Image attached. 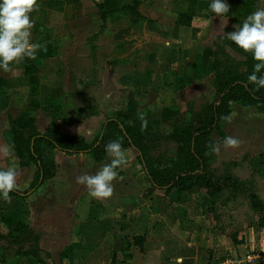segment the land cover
Returning a JSON list of instances; mask_svg holds the SVG:
<instances>
[{
	"label": "crops",
	"instance_id": "0c3cea01",
	"mask_svg": "<svg viewBox=\"0 0 264 264\" xmlns=\"http://www.w3.org/2000/svg\"><path fill=\"white\" fill-rule=\"evenodd\" d=\"M115 1L114 11L103 20L97 5L104 0H37L38 6L29 15L34 22L30 42L41 45L35 55L41 63L38 90L30 94L24 73L27 57L12 62L9 71L0 69V76L7 80L6 92H0V168L9 167L13 161L19 166L14 151L11 157L2 153L11 146L8 115L14 111L36 113L44 105L58 104L54 94L62 88L59 82L68 83L70 72L67 69L65 75L62 69L65 36L67 45L79 39L91 47L102 35L99 40L108 44L104 48L111 59L126 65L127 58L133 59L132 65L119 72L126 88L184 90L188 84L203 82L210 75L213 79L211 64L200 66L199 58L204 48L212 45L215 35L232 23L226 16L206 11L211 0H139L135 11L145 19L142 23L139 17L134 23L128 10L134 0ZM72 48L69 56L75 54ZM91 54L92 50L90 57ZM166 80H172L173 84L167 85ZM23 90H27L26 96L20 94ZM15 91L18 93L14 99L11 93ZM162 98L168 101L165 96ZM78 128L77 133L84 134ZM225 136L230 135L226 132ZM223 139L219 152H214L216 157L239 164L234 148L223 147ZM239 147H243L242 142ZM83 156L87 155L56 151L54 178L27 197L0 198V216L16 212L21 222L41 235L40 248L50 255L48 264H223L224 255L240 259L247 256L254 249L255 236L260 237L264 246V233L259 236L256 216L252 224H244L237 231L234 242L235 226L224 231L216 227L208 212L210 197L204 191L179 199L173 193L149 192L143 171L147 183H135L125 175L112 181L111 197H90L87 187L78 184L76 177L94 175L105 160L91 164L74 162ZM256 156L253 154L246 165H253ZM34 170L31 166L19 177L24 185L31 182ZM124 170L116 169L119 173ZM120 180L124 181L119 183ZM126 181L136 192L125 186ZM8 229L14 231L0 224V233ZM1 245L0 264H38L31 255L18 256L15 248L4 241H0Z\"/></svg>",
	"mask_w": 264,
	"mask_h": 264
},
{
	"label": "trees",
	"instance_id": "16d2710c",
	"mask_svg": "<svg viewBox=\"0 0 264 264\" xmlns=\"http://www.w3.org/2000/svg\"><path fill=\"white\" fill-rule=\"evenodd\" d=\"M138 4L139 0H134L133 7L128 9L134 23L135 18L139 17L135 11ZM227 4L229 13L226 17L236 26L248 14L260 8V0H229ZM115 5V0H104L103 4L97 5L103 20L110 17ZM139 21L142 23L145 19L139 17ZM227 40L224 43L216 40L211 46L205 47L199 58L200 66L208 63L212 66V100L199 109L190 107L183 112L164 107L159 124L169 127L168 135L153 127L154 120L146 119L147 127L142 129L138 102L131 96L127 109L116 117L107 118L94 137L87 133L78 134L77 126L81 120L61 115L59 105L41 107L40 111L52 117L50 127L44 132L37 129L34 112L21 111L15 117L8 115L10 143L19 160L16 187L9 197H27L45 181L54 178L57 174L56 151L67 155L83 154L95 162H102L109 156L105 152V145L118 140L122 150H130L141 166L150 185L149 192L159 190L166 195L173 193L179 199L185 194L204 191L210 197L208 212L216 227L224 231L228 226H235L232 233L234 242L237 231L244 224H222L225 214L221 210L229 204L237 205L240 199H245L250 214L257 217V227L264 228V199L256 190L255 178L250 176L242 179L229 171L228 167L218 174L212 166L216 155L211 151V145L219 142L212 135L226 122L222 117L230 115L232 105L237 103L264 113V88L257 90L256 85L248 81L255 63L251 53L244 52ZM94 49L95 46L91 45V55ZM40 64L36 59H26L24 73L29 81L30 94L38 90ZM166 84L172 85V80H166ZM6 88L7 80L0 76V92L5 93ZM225 163L230 167L237 164L234 161ZM31 166L35 168L32 180L24 185L19 177ZM0 224L13 228L14 231L8 229L0 233V241L15 248L18 256L31 255L38 264H48L46 261L50 255L40 248L41 235L21 222L16 212H4L0 216Z\"/></svg>",
	"mask_w": 264,
	"mask_h": 264
},
{
	"label": "rangeland",
	"instance_id": "374dc122",
	"mask_svg": "<svg viewBox=\"0 0 264 264\" xmlns=\"http://www.w3.org/2000/svg\"><path fill=\"white\" fill-rule=\"evenodd\" d=\"M260 8H264V0H260ZM233 26L236 25L232 24L221 34L215 35L213 41L215 42L217 40L218 43H224L225 39H227L226 34L235 31ZM135 27L140 28L139 25ZM113 28L111 27V29ZM101 37L102 35L94 40L95 49L91 57L89 56L91 47L87 44L77 39V42H71V45H67V36L64 37L66 41L64 40L63 42L64 57H61V60L63 61L64 68L62 69H64L65 75L68 74L66 72L67 69L70 72L68 74V83L59 82L62 88L54 94V97L58 101L57 105L61 108V115L70 119L81 120V123L78 125L79 128L77 126L79 133H90L93 137L97 135L103 122L107 118L116 117L119 112L127 109L130 96L138 102L139 117L143 115L149 121L154 120L153 127L167 135L170 134L169 127L165 124H159L161 111L164 107L171 105L172 108L183 112L190 107L199 109L202 105L212 100L214 94L212 75L203 82L188 84V87L184 90L181 87H177L178 89H164L162 91L126 88L127 86L124 85V82L122 83L119 79L120 76L122 77V74H119V72L121 69L132 65L133 59L127 58V65L120 64L115 59H111L108 51L104 48L108 44L106 42L105 44L101 43V40H99ZM69 46L73 47L71 50H75L73 56L67 54L70 51ZM236 58L240 59L238 56ZM115 71L118 72L115 73ZM59 75L61 76V74ZM26 91L23 90L20 94L26 96ZM17 93V91L12 92L11 96L14 95L15 99ZM164 96L166 97L165 100L168 101H163L162 97ZM20 113L14 111L10 115L15 117ZM229 116L232 117L231 122L226 121L218 130L214 131L213 137L215 140L221 142L227 132L230 136L237 138L240 143L242 142V148L239 146L237 147L238 150L234 148L239 164H234L230 167V165L225 163L230 162L225 161L227 158H222L224 160H221L217 156L212 166L218 174L222 173L228 167L229 171L235 173L242 179L253 176L256 181V190L259 196L264 199V113L257 111L253 107H245L234 103ZM34 117L35 125L39 131L44 132L48 130L52 117H48L47 113L42 111L36 112ZM125 153L127 163L119 167L125 170L124 172H118L116 179H123L126 177L125 175H129L135 183L142 184L143 181L147 183L144 175H142L141 166L134 159L132 152L126 150ZM253 154L257 155L254 164L246 165ZM244 155L246 157L242 160ZM111 159L112 157L109 155L105 159V163H109ZM91 161L93 160L89 156L79 157L74 160V162L80 164L86 162L91 164ZM62 163L63 161L60 164ZM123 181L120 180L119 183ZM125 186H130V184L126 181ZM131 186L128 189L132 193L136 192V189L131 188ZM221 211L225 214L222 218L223 225L231 223L237 226L242 224L248 225L254 221V215H251L247 209V201L245 199H240V203H237V205L229 204ZM227 215L230 217H227ZM259 230V236H262L264 228H260ZM262 246L260 244V237L255 236L253 248L258 249ZM225 257L226 255H224L223 260Z\"/></svg>",
	"mask_w": 264,
	"mask_h": 264
},
{
	"label": "clouds",
	"instance_id": "9594fccd",
	"mask_svg": "<svg viewBox=\"0 0 264 264\" xmlns=\"http://www.w3.org/2000/svg\"><path fill=\"white\" fill-rule=\"evenodd\" d=\"M37 0H0V69L10 70V64L27 57L35 59L39 43L30 42L31 29L34 22L30 13L37 7ZM206 11H211L215 16H227L229 5L226 0H211ZM235 31L226 34V37L236 47L246 53H251L253 71L248 75V81L256 85V89L264 88V8H259L248 14L238 26H233ZM142 129L147 127V120L140 116ZM231 122V116L222 117ZM223 147L236 148L240 141L233 136H225ZM220 142L211 145V151L218 153ZM14 148L7 147L2 150L3 156L11 157ZM105 152L111 157L94 175L84 174L76 177V182L87 187L89 196L93 198H108L113 194L112 181L117 178V168L127 163V156L122 150L121 143L110 141L105 145ZM18 162L7 168H0V198L8 199L9 193L16 187Z\"/></svg>",
	"mask_w": 264,
	"mask_h": 264
},
{
	"label": "built area",
	"instance_id": "2783aa9c",
	"mask_svg": "<svg viewBox=\"0 0 264 264\" xmlns=\"http://www.w3.org/2000/svg\"><path fill=\"white\" fill-rule=\"evenodd\" d=\"M223 264H264V246L251 250L243 259L226 256Z\"/></svg>",
	"mask_w": 264,
	"mask_h": 264
}]
</instances>
